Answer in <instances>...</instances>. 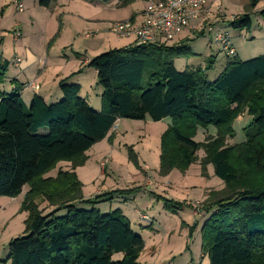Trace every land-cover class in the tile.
<instances>
[{"label":"trees","instance_id":"1","mask_svg":"<svg viewBox=\"0 0 264 264\" xmlns=\"http://www.w3.org/2000/svg\"><path fill=\"white\" fill-rule=\"evenodd\" d=\"M57 1L38 4L50 9ZM100 1H116L123 8L137 0ZM258 4L251 0L249 9ZM259 15L264 20V9ZM227 21L217 29L230 36L229 28L250 32L253 27L250 13ZM194 44L146 49L132 44L87 62L103 89L101 111L80 97L81 86L70 82L76 74L60 81L63 96L58 102L48 104L36 95L27 105L20 89L5 90L11 64L0 51V198H17L28 189L22 210L29 212L25 236L10 242L9 255L0 264H142L144 239L124 212L117 208L103 214L96 208L132 190L85 199L76 174L120 119L170 120L161 137V175L185 173L204 150L202 175L212 164L224 182V190L210 194L205 207L209 217L201 230L202 253L209 264H264V55L242 61L237 52L225 54L226 67L210 81L213 54L204 67L180 71L175 65L196 56ZM245 113L252 121L244 128V141L227 147L226 141L236 136L235 121ZM210 128L215 136L195 141L200 129ZM63 164L69 169L59 170ZM55 170L57 176L48 177ZM42 203L51 212L45 214ZM167 204L172 213L182 208L173 201ZM61 210L67 214L56 216Z\"/></svg>","mask_w":264,"mask_h":264},{"label":"rangeland","instance_id":"2","mask_svg":"<svg viewBox=\"0 0 264 264\" xmlns=\"http://www.w3.org/2000/svg\"><path fill=\"white\" fill-rule=\"evenodd\" d=\"M137 1L121 8L116 1L90 3L79 0L78 3H73L68 14L60 15L57 20L52 21L49 11L40 7L38 0H0V51L3 59L9 62L14 61V66L22 67L23 60L30 52L36 59L33 69L36 70L40 82H44L46 87L53 83L58 73L71 76L74 71H81L77 74L78 78L82 77L84 83L80 97L89 101L92 109L101 111L103 89L98 85L95 70L85 64L87 59L93 61L95 58H92V55L95 54L87 53V51L93 45L99 46L100 50L96 53L101 55L109 47H118L123 41H127L128 39H118L108 31V28L111 23L138 16L147 2L141 0L137 3ZM229 2L232 3L230 8L227 5ZM19 3L24 6L22 11L18 9ZM250 3L251 0H208L201 18L194 25L195 29L185 31L181 36L167 43V46L180 44L181 41H191L195 43L191 46L193 53L197 50L198 52L211 51L216 57V63L207 76L210 81H213L224 70L228 59L224 52L220 53L222 46L210 43L213 35L207 34L206 30L211 25L215 28H223L227 26V20H234L236 17L250 13L253 25L250 32H237L227 28L233 38L232 46L242 61L264 55V20L259 15L264 9V0H259L254 10L249 9ZM226 7L229 9L227 10ZM90 29H99L101 33L93 39H83V32ZM207 42L209 46H206ZM194 58L196 56L177 60L176 65L180 71H185L187 68L204 67L208 62V60ZM84 70L90 71L85 76H81ZM29 82L39 85L36 80ZM71 83L74 84L76 81L73 80ZM7 87L8 85L5 86V90ZM124 121L127 123L116 126L118 131L127 133L122 135L118 132V139L113 142V146L102 143L101 147L91 152L92 158H89L88 154L86 164L79 167H85L87 171V177L83 175L81 179L78 177L83 184V194L93 199L111 192L132 190V193L126 195L129 197L125 209L128 219L133 224L134 232L141 235L145 242L139 259L142 264H208V257L202 253L201 230L207 221V219L203 221L207 212L205 207L210 204L207 202L209 195L219 193L225 187L219 189L212 184V187H215L206 193V200L203 199V192L197 190L199 187H204L206 180L203 177L209 176L208 168L212 166V164L207 165V173L203 176L201 162L205 157L204 150L198 153L197 161L200 162L199 168L203 177L194 176L193 169L189 181L186 180L187 183L184 181L182 184L179 178L181 173L178 170L176 174L172 172L164 176L160 174L161 133L167 131L168 128L166 129L165 126L168 124L169 127L168 121H165L166 123L154 122L151 119L146 122L129 119ZM251 121L252 118L247 113L238 117L234 124L236 136L226 141L227 147L244 141V128ZM209 130L212 132L211 136L216 134L214 128ZM197 136L195 140L203 143L207 138V132L202 130ZM105 161L108 162L106 165ZM143 162H146L149 168L144 169ZM105 168L106 175L102 176L101 171ZM57 172L58 170L49 173L48 177H56ZM167 176L169 179L160 190L159 183L161 179L162 181L164 179L159 177ZM214 178L222 182L219 178ZM188 185L194 187L187 190ZM24 197L25 192L17 198H0L1 261H5L9 255L10 242L25 236L29 212L22 210ZM118 199H121V196L117 195L111 202L107 201L96 208L103 214L110 213L119 208ZM167 201L179 203L182 208L172 213L167 209ZM48 207L47 203H42L40 209L48 214L51 212ZM80 208L90 211L93 207L81 206ZM66 214V210H61L56 216L62 217Z\"/></svg>","mask_w":264,"mask_h":264},{"label":"crops","instance_id":"3","mask_svg":"<svg viewBox=\"0 0 264 264\" xmlns=\"http://www.w3.org/2000/svg\"><path fill=\"white\" fill-rule=\"evenodd\" d=\"M77 1H79V0H58L56 3H54L50 7V9H47V11H49V13H50V16L52 17V21L57 20L60 15H66V14H68L69 13V9L72 7L73 3H75V2L78 3ZM93 1L91 3H99L100 0H93ZM139 1H141V0H139ZM139 1H137V3ZM231 4H232L231 2H229V4L227 3V5L229 6V8L231 7ZM226 8H227V10L229 9L228 7H226ZM198 42L196 43L197 45H198ZM132 44H133V41L132 40L123 41L122 44H120V46L114 47V48L113 47H109V49H107V51L112 50V49L125 48V47H127L129 45H132ZM200 46H202V45H200ZM206 46H209V45L206 44ZM99 48H100L99 46L93 45V46H91L88 49L87 53L95 54V55H92V58H95V57L99 56V54H100V53H96V52H99V50H100ZM195 54H196V58H194V59H198V60L200 59V60H204V61L205 60H208V58L212 55L211 51H209V50H206V51H203V52H198V50H197V52ZM35 60L36 59L34 58V55L29 52L28 53V57L25 60H23V63H22L23 66L22 67L21 66H14V61L13 62H10L11 65L9 67V71H8V74H7V77H8V79H7V85H8L7 89L9 91L10 90L11 91H15L16 89H20V91H21L20 94L22 96V99L24 100V102L27 105H29L31 103L32 99L36 95L41 96L48 104H53V103L58 102L60 99H62V96H63L62 95V92H61V90L59 88V83H60V81L69 78L70 75H62L61 73H58V74H56V77L53 79V83L50 86L46 87V84L44 82H40V78L38 79L36 70L33 69V65L36 63ZM87 62H90V61L88 59L85 60V64L86 65L88 64ZM175 65H176V63H175ZM81 66L83 67V63H82ZM176 67H177V65H176ZM177 69L180 70L178 67H177ZM89 71L90 70H84V72H83V74H81V76H85ZM10 72H11V75H10ZM74 74H76V75L70 80V82L74 80V82L76 81V84L79 83L80 86H81V92H82V90L84 88V85H83L84 83L82 81V77L78 78L79 77V75L77 76L78 72H75L74 71V73L72 75H74ZM31 80H36V82L39 83L40 89L38 91H35V90H32V89H28V88L23 89L22 86L25 83H27V82H29ZM87 102H88L89 105H91L89 101H87ZM147 120L148 119H146L145 122ZM165 121H168L167 123H169V125H170V120L169 119H165V120H163L161 122L166 123ZM161 122H159V123H161ZM120 123H123L124 124V123H127V122H125L124 119L123 120L120 119V120L117 121L116 125H119ZM244 125H246V124H244ZM165 128L166 129L168 128V124L165 126ZM162 130H163V128H162ZM201 131H202V129H200L198 131V136L200 135ZM118 132H121V131H118L117 126L114 127L113 130H111V132L109 133L108 137L104 141H102V142L98 143L97 145H95L88 152L89 158H92L91 152H94L97 147H101V145H103L104 143H106V144L108 143L109 145L113 146V144H114L113 142L117 141V139H118ZM203 132H207V137L208 136H211V134H212V132L210 130L209 131L203 130ZM125 133H127V132L126 131H122L121 132L122 135H124ZM163 133H164V131H163ZM163 133H161V136H162ZM110 136L112 138H110ZM214 136H215V134H214ZM199 163L200 162H197L196 164H193L186 173H181L180 172L181 175L179 176V178L182 180V184H184V181L186 183H187V181H189L190 176H191V171L193 169H194V173H193L194 176H196V177H203L201 175V169L199 168L200 167L199 166ZM61 167L64 170L69 169V166L66 165V164H63ZM143 168L144 169L149 168L147 166L146 162H143ZM76 172H77V175H78V177L80 179H81V176L82 175L87 177V171H86L85 167L84 168L77 169ZM156 172H158V169H156ZM176 172H178V171L177 170H174L172 173L176 174ZM208 172H209L208 173L209 176L208 177H203V179L206 180L204 187H199V189H197L200 192L201 191L203 192V196H204L203 199L204 200H206V193L207 192L209 193V190H211V189H213L215 187V186L212 187V184H214L217 187H219V189L225 187V184H224L223 181L222 182H219L218 180H216L214 178L216 176H215V172H214L213 166H211L210 168H208ZM101 175L102 176H105L106 175V168L101 171ZM159 178L160 179L161 178L164 179L163 181L161 179V182L159 183L160 184V190H161V188L163 186H165V183L167 182V179H169V176H167V177H159ZM192 187H194V186L188 185L187 190H191ZM84 189H85V183H84ZM215 190L218 191V189H215ZM23 192H25V194H26V191L25 190ZM84 197H85V199H90L89 196L85 195V193H84ZM128 197L129 196L123 195V196H121V199H118L117 200V201H119L117 206H119V208L124 212L125 216H127V217H128V215H127V212H126V209L125 208H126V206L128 204ZM208 217H209V215L206 214L205 217L203 218V221L204 220L206 221V219H208ZM148 218H149V216H148ZM132 226H133V224H132Z\"/></svg>","mask_w":264,"mask_h":264},{"label":"built area","instance_id":"4","mask_svg":"<svg viewBox=\"0 0 264 264\" xmlns=\"http://www.w3.org/2000/svg\"><path fill=\"white\" fill-rule=\"evenodd\" d=\"M207 5L208 0H149L138 16L111 23L108 31L118 39L132 40L133 44L137 45H167L185 31L195 29L194 25L201 18ZM18 9L20 11L24 9L22 3L18 4ZM206 32L213 35L211 39L213 43L222 46V52L228 56L235 55L231 36L225 30L211 25ZM100 33L99 29H90L83 32L82 38L90 40ZM24 88L35 91L40 89L35 82L25 83ZM107 163L105 161V165Z\"/></svg>","mask_w":264,"mask_h":264},{"label":"water","instance_id":"5","mask_svg":"<svg viewBox=\"0 0 264 264\" xmlns=\"http://www.w3.org/2000/svg\"><path fill=\"white\" fill-rule=\"evenodd\" d=\"M139 48L141 49H146L148 46L146 44L138 45Z\"/></svg>","mask_w":264,"mask_h":264}]
</instances>
